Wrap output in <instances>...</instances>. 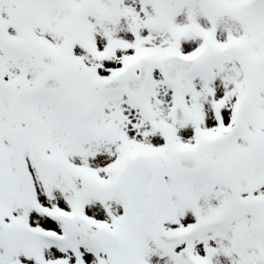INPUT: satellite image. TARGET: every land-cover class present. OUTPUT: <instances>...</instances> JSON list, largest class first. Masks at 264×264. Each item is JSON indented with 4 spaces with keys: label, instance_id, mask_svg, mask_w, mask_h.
<instances>
[{
    "label": "snow or ice",
    "instance_id": "6c2138e0",
    "mask_svg": "<svg viewBox=\"0 0 264 264\" xmlns=\"http://www.w3.org/2000/svg\"><path fill=\"white\" fill-rule=\"evenodd\" d=\"M0 264H264V0H0Z\"/></svg>",
    "mask_w": 264,
    "mask_h": 264
}]
</instances>
